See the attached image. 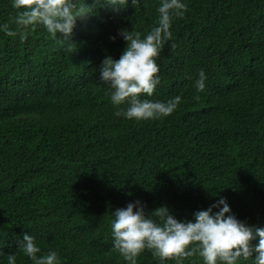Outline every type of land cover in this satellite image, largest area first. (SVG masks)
<instances>
[{
    "label": "trees",
    "instance_id": "16d2710c",
    "mask_svg": "<svg viewBox=\"0 0 264 264\" xmlns=\"http://www.w3.org/2000/svg\"><path fill=\"white\" fill-rule=\"evenodd\" d=\"M76 2L90 13L65 43L41 25L21 38L17 10L0 0V24L17 33L0 31V264L12 252L32 264L16 249L24 233L60 264H126L112 248L111 212L134 200L190 220L222 196L238 220L264 225V0H184L146 97L181 102L141 121L114 115L98 69L123 50L120 30L142 38L156 26L160 0H127L117 12L105 0ZM136 264L176 261L145 249Z\"/></svg>",
    "mask_w": 264,
    "mask_h": 264
},
{
    "label": "clouds",
    "instance_id": "9594fccd",
    "mask_svg": "<svg viewBox=\"0 0 264 264\" xmlns=\"http://www.w3.org/2000/svg\"><path fill=\"white\" fill-rule=\"evenodd\" d=\"M137 2L131 0V4ZM126 3L127 0H105V5L113 12ZM11 8L17 10L13 22L21 38L25 29L41 25L54 38L59 35L65 43H72L70 37L76 19L90 13L76 0H11ZM186 8L184 0H160L156 26L142 38L140 32H118L126 42L123 50L117 59L105 56L98 69L100 82L107 85L105 94L110 103L117 106L114 115L141 121L166 117L177 108L180 95L167 100L146 97L152 96L160 82L155 58L162 42L171 37L172 17L183 16ZM0 31L7 36L17 34L7 23L0 24ZM205 80L201 69L194 81L197 92L205 89ZM120 105L125 107L120 108ZM111 214L112 248L126 264H136V257L145 249L151 250L152 256L160 262L171 259L176 264H184L185 258L196 255L202 264H241L250 258L252 264H264V225L257 227L238 220L222 196L207 208L194 211L190 220H177L164 205L145 213L139 200L128 202ZM16 249L32 264H60L54 250L37 255L41 249L35 237L28 233L16 240ZM6 256L7 264H16L15 252Z\"/></svg>",
    "mask_w": 264,
    "mask_h": 264
}]
</instances>
